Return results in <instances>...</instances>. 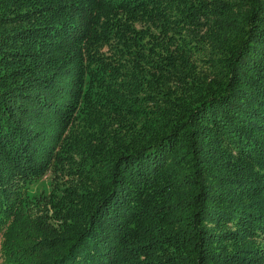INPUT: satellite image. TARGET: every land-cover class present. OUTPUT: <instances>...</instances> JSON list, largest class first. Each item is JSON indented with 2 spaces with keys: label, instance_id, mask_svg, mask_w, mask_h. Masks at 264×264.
<instances>
[{
  "label": "trees",
  "instance_id": "1",
  "mask_svg": "<svg viewBox=\"0 0 264 264\" xmlns=\"http://www.w3.org/2000/svg\"><path fill=\"white\" fill-rule=\"evenodd\" d=\"M0 235L2 264H264V0H0Z\"/></svg>",
  "mask_w": 264,
  "mask_h": 264
},
{
  "label": "rangeland",
  "instance_id": "2",
  "mask_svg": "<svg viewBox=\"0 0 264 264\" xmlns=\"http://www.w3.org/2000/svg\"><path fill=\"white\" fill-rule=\"evenodd\" d=\"M51 191V177H45V179L39 180L30 188V195H40L41 193H49ZM1 235H0V248H1ZM0 264H2L0 254Z\"/></svg>",
  "mask_w": 264,
  "mask_h": 264
}]
</instances>
